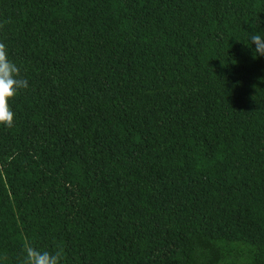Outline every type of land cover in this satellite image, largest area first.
Wrapping results in <instances>:
<instances>
[{
  "label": "trees",
  "instance_id": "1",
  "mask_svg": "<svg viewBox=\"0 0 264 264\" xmlns=\"http://www.w3.org/2000/svg\"><path fill=\"white\" fill-rule=\"evenodd\" d=\"M260 29L264 0H0L29 82L0 126V264H264Z\"/></svg>",
  "mask_w": 264,
  "mask_h": 264
},
{
  "label": "clouds",
  "instance_id": "2",
  "mask_svg": "<svg viewBox=\"0 0 264 264\" xmlns=\"http://www.w3.org/2000/svg\"><path fill=\"white\" fill-rule=\"evenodd\" d=\"M253 28H259V22ZM246 45L252 49L254 59L264 57V29L248 32ZM27 88L29 82L21 76L20 66L10 58L7 45L0 42V126L13 127L16 113L11 101ZM24 264H63V256L59 251L28 247Z\"/></svg>",
  "mask_w": 264,
  "mask_h": 264
}]
</instances>
